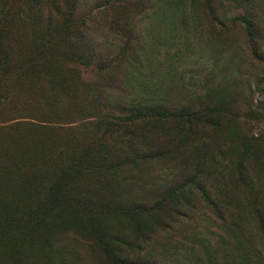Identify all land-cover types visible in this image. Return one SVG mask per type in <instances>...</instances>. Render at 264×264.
<instances>
[{
    "label": "rangeland",
    "instance_id": "obj_1",
    "mask_svg": "<svg viewBox=\"0 0 264 264\" xmlns=\"http://www.w3.org/2000/svg\"><path fill=\"white\" fill-rule=\"evenodd\" d=\"M145 104L168 114L119 140ZM114 145L17 234L21 191L50 179L33 158ZM141 150L159 157L131 164ZM89 221L128 261L264 264V0H0V264H115Z\"/></svg>",
    "mask_w": 264,
    "mask_h": 264
},
{
    "label": "trees",
    "instance_id": "obj_2",
    "mask_svg": "<svg viewBox=\"0 0 264 264\" xmlns=\"http://www.w3.org/2000/svg\"><path fill=\"white\" fill-rule=\"evenodd\" d=\"M239 20H243V18H240ZM248 26H251V21L249 19H244L243 20ZM49 30H54L53 25L49 23ZM51 28V29H50ZM72 30V29H71ZM84 30V28H83ZM73 31V30H72ZM82 29H80V34H84L85 32H81ZM47 43V42H46ZM44 43V45L46 44ZM55 46V45H54ZM119 61V59H117ZM101 68V67H100ZM102 69V68H101ZM130 115H133L132 118H130V121H124L120 120V122L117 124L118 129L116 132H118V137L119 140L121 139L123 142L126 140V142L131 143V139H129L130 136H128L127 133L131 132H136V125L137 124H142L144 123L145 119H155L157 117L163 118L165 114H168V111L166 108L160 105H154V104H145V107L139 108V107H132L130 110ZM51 119L52 122L55 121L54 123L50 122H44L41 121L44 127H47V124L52 125L51 127H57V120L61 116H56L54 114H51ZM207 116H205L206 118ZM107 121V120H106ZM114 134L115 132H111ZM141 139H143V136H140ZM133 141V140H132ZM38 143V141H37ZM122 144V143H120ZM30 145L33 146L32 143ZM114 146H109L111 149V152L108 155H104L103 157L100 156H95L93 153L94 151L89 149L88 147L84 149L81 153L76 154H70V156L67 157L69 160L68 162H62L63 160V155L66 153L63 152H58L57 156H52V153H48V155H45L39 159L38 157H35L32 159L31 163L32 166H37V169H40L41 167H45L49 169L50 173V179L44 184L37 189L33 191V187L27 186L24 188L23 191H21V194L23 195H29L32 194L34 195L33 201L31 202L30 206L27 208L28 213H30L27 216V221H17L14 223H20L22 222L21 225H15V228L17 231V234L19 236L25 235V229L30 230V228H35V227H44L48 224L49 226V217L44 215V213L47 212H57L62 206H63V200L68 199V200H73L75 199V188H76V180L77 176L80 175L81 173L85 175H89L92 170H96L101 168L103 165L102 163H106L107 161V156H110L113 154L112 151H114ZM136 147L132 146V149H135ZM66 150V148H65ZM30 150H27L28 152ZM51 152V151H50ZM124 153V152H122ZM156 157H159L158 154H154L151 151H145L141 150L140 154H132V157L130 158V163L131 164H136L139 165L140 161L143 160H150L154 159ZM66 160V159H65ZM67 162V163H66ZM201 178L199 176H194L191 179V184L196 190H200V192L203 194L204 197H207L208 194L205 189L199 184ZM202 188V189H201ZM29 190V192H28ZM122 211H124L127 215H130L131 212L128 208H122ZM130 213V214H129ZM66 222L63 220L60 221V225L64 226ZM89 225L88 231L91 232L93 235H95L99 239V244L101 248H103L107 253V257L111 259L115 264H150V263H143V262H133V261H128L119 258L115 252H110L108 250L111 249L109 245L106 243L104 240V237L101 232H107L106 229H101V226H97L93 221H89L87 223ZM66 226V225H65ZM24 231V232H23ZM27 231V230H26ZM7 236V235H6ZM51 243V242H50ZM48 248H53V245H49ZM25 248L22 249H17L16 251H13L14 254L11 255L10 262L8 264H24V260L22 258L23 253ZM50 252H48V257L52 259V257L55 256V252L51 249H49Z\"/></svg>",
    "mask_w": 264,
    "mask_h": 264
}]
</instances>
